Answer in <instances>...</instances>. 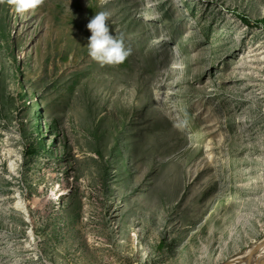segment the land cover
Instances as JSON below:
<instances>
[{"label": "rangeland", "instance_id": "rangeland-1", "mask_svg": "<svg viewBox=\"0 0 264 264\" xmlns=\"http://www.w3.org/2000/svg\"><path fill=\"white\" fill-rule=\"evenodd\" d=\"M100 11L132 49L118 66L88 55ZM263 247L264 0L0 4V264H245Z\"/></svg>", "mask_w": 264, "mask_h": 264}, {"label": "clouds", "instance_id": "clouds-1", "mask_svg": "<svg viewBox=\"0 0 264 264\" xmlns=\"http://www.w3.org/2000/svg\"><path fill=\"white\" fill-rule=\"evenodd\" d=\"M45 0H0L7 4L18 16L35 12ZM110 13L100 11L91 17L86 25L91 33L87 49L89 57L101 66H118L131 55L132 49L125 44L123 35H114L109 26Z\"/></svg>", "mask_w": 264, "mask_h": 264}, {"label": "bare ground", "instance_id": "bare-ground-1", "mask_svg": "<svg viewBox=\"0 0 264 264\" xmlns=\"http://www.w3.org/2000/svg\"><path fill=\"white\" fill-rule=\"evenodd\" d=\"M217 128H218V123L217 122H213L210 125V127H209V131H210L211 134H213V137H214L213 140L215 142V144L213 143L212 148L215 147V145L218 143L215 140V138H218ZM220 141H222V139ZM245 258L247 259L245 264H264V247L262 248L260 254H258L256 256L255 255L254 256L251 255L250 258H249V256H247V257H244V259ZM236 263L237 264H241V262H236Z\"/></svg>", "mask_w": 264, "mask_h": 264}, {"label": "trees", "instance_id": "trees-1", "mask_svg": "<svg viewBox=\"0 0 264 264\" xmlns=\"http://www.w3.org/2000/svg\"><path fill=\"white\" fill-rule=\"evenodd\" d=\"M244 20H246V19H244Z\"/></svg>", "mask_w": 264, "mask_h": 264}]
</instances>
